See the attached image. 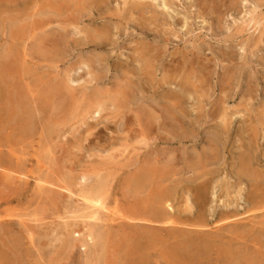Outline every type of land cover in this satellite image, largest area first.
<instances>
[{"label": "rangeland", "instance_id": "rangeland-1", "mask_svg": "<svg viewBox=\"0 0 264 264\" xmlns=\"http://www.w3.org/2000/svg\"><path fill=\"white\" fill-rule=\"evenodd\" d=\"M75 1L0 0V250L12 264H264V0Z\"/></svg>", "mask_w": 264, "mask_h": 264}, {"label": "bare ground", "instance_id": "bare-ground-1", "mask_svg": "<svg viewBox=\"0 0 264 264\" xmlns=\"http://www.w3.org/2000/svg\"><path fill=\"white\" fill-rule=\"evenodd\" d=\"M11 1H13V0H11ZM30 1H31V0H30ZM32 1H33V0H32ZM59 1H60V0H59ZM73 1H75V0H72V2H73ZM79 1H80V0H79ZM82 1H86V2H87V0H82ZM82 1H81V2H82ZM92 1L94 2V1H97V0H92ZM92 1H91V4H92ZM154 1H155V0H154ZM18 2H20V1H18ZM41 2H42V0H41ZM47 2H48V1H47ZM47 2H46V3H47ZM50 2H51V1H50ZM54 2H55V1H53V3H54ZM69 2H70V1H69ZM75 2H76V1H75ZM81 2H79V4H80ZM89 2H90V1H89ZM135 2H136V1H135ZM144 2H145V1H144ZM155 2H156V1H155ZM211 2H213V0H212ZM216 2H217V0H216ZM216 2H215V3H216ZM39 3H40V2H39ZM42 3H43V2H42ZM44 3H45V0H44ZM46 3H45V4H46ZM55 3H56V2H55ZM64 3H65V2H64ZM73 3H74V2H73ZM82 3H83V2H82ZM132 3H133V2H132ZM153 3H154V2H153ZM21 4H22V3H21ZM21 4H20V5H21ZM24 4H25V3H24ZM48 4H50V3H48ZM59 4H60V3H59ZM65 4H66V3H65ZM67 4L69 5V3H67ZM67 4H66V5H67ZM84 4H85V2H84ZM151 4H152V3H151ZM200 4H201V3H200ZM205 4H206V3H205ZM217 4H218V3H216V5H217ZM9 5H10V4H9ZM13 5H14V4H13ZM13 5H12V6H13ZM82 5H83V4H82ZM86 5H87V3H86ZM89 5H90V4H89ZM134 5H135V4H134ZM136 5H137V4H136ZM259 5H260V4H259ZM6 6H7V5H6ZM12 6H11V8H12ZM33 6H34V5H33ZM60 6H61V5H60ZM74 6H75V5H74ZM143 6H144V5H143ZM166 6H167V5H166ZM170 6H171V5H170ZM17 7H19V6H17ZM27 7H28V5H27ZM83 7H84V5H83ZM148 7H149V6H148ZM212 7H214V6L212 5ZM215 7H216V6H215ZM218 7H219V6H218ZM41 8H43V5H42ZM45 8H46V6H45ZM68 8H69V7H68ZM89 8H91V7L89 6ZM137 8H139V7H137ZM1 9H2V8H1ZM8 9H10V7H9ZM8 9H6V10H8ZM20 9H21V8H20ZM28 9L31 10L32 8H31V9L28 8ZM49 9H50V8H49ZM60 9H62V8H60ZM140 9H141V8H140ZM203 9H204V8L202 7V10H203ZM14 10H15V9H14ZM81 10H82V9H81ZM24 11H25V8H24ZM24 11H23V12H24ZM27 11H28V10H27ZM27 11H26V12H27ZM31 11H32V10H31ZM31 11H30V12H31ZM45 11H46V10H45ZM64 11H65V10H64ZM68 11H69V10H68ZM78 11H79V10H78ZM84 11H85V10H84ZM212 11H213V10H212ZM3 12H4V11H3ZM14 12H16V10H15ZM53 12H54V11H53ZM70 12H71V11H70ZM75 12H76V11H75ZM80 12H81V11H80ZM145 12H148V11H145ZM156 12L158 13V11H156ZM209 12H211V11H209ZM216 12H217V11H216ZM216 12H215V13H216ZM24 13H25V12H24ZM28 13H29V12H28ZM71 13H72V12H71ZM76 13H77V12H76ZM76 13H75V14H76ZM82 13L84 14V12H82ZM142 13H143V12H142ZM157 13H154V14L156 15ZM255 13H256V12H255ZM15 14H16V13H15ZM26 14H27V13H26ZM26 14H25V15H26ZM60 14H61V13H60ZM213 14H214V13H213ZM27 15H28V14H27ZM46 15H47V14H46ZM79 15H80V14H79ZM81 15H82V14H81ZM81 15H80V16H81ZM142 15H143V14H142ZM158 15H159V13H158ZM201 15H202V14H201ZM6 16H7V15H6ZM69 16H71V15H69ZM72 16H73V15H72ZM153 16H154V15H153ZM159 16H160V15H159ZM159 16H158V17H159ZM62 17H63V16H62ZM75 17L77 18V15H76ZM75 17H74V19H76ZM142 17H144V15H143ZM155 17H156V16H155ZM158 17H157V18H158ZM56 18H58V17H56ZM60 18H61V17H60ZM64 18H65V17H64ZM66 18H67V17H66ZM69 18H70V17H69ZM81 18H82V17H81ZM70 19H71V18H70ZM74 19H73V20H74ZM184 19H185V18H184ZM27 20H28V19H27ZM52 20H53V19H52ZM62 20H63V18H62ZM73 20H72V21H73ZM146 20H147V19H146ZM18 21H19V20H18ZM75 21H76V20H75ZM156 21H157V20H156ZM156 21H155V22H156ZM253 21H254V20H253ZM23 22H24V21H23ZM73 22H74V21H73ZM79 22H80V21H79ZM145 22H146V21H145ZM52 23H53V22H52ZM11 24H12V23H11ZM146 24H147V23H146ZM1 25H2V24H1ZM13 26H15V24H14ZM13 26H12V30H13ZM16 28H17V27H16ZM14 29H15V28H14ZM19 29H20V28H19ZM15 30L17 31L18 29H15ZM15 30H13V31H15ZM39 30H40V29H39ZM23 31H24V30H23ZM29 31H30V30H28V32H29ZM44 31H45V30H44ZM19 32H20V31H19ZM37 32H38V31H37ZM46 32H47V31H46ZM16 33H17V32H16ZM26 33H27V32H26ZM90 33H91V32H90ZM90 33H89V35L92 34V33H91V34H90ZM10 34H11V33H10ZM34 34H35V33H34ZM23 36H24V33H23ZM9 37H14V36H9ZM17 37H19V34H18ZM37 37H38V36H37ZM37 37H36V38H37ZM52 37H53V36H52ZM52 37H51V38H52ZM91 37H92V36H91ZM38 38H40V37H38ZM18 39H19V38H18ZM90 39H92V38H90ZM38 40H39V39H38ZM45 40H46V39H45ZM94 40H95V39H94ZM102 40H103V39H102ZM39 41H40V40H39ZM88 41H89V40H87V43H88ZM96 41H97V40H96ZM96 41H95V42H96ZM226 41H227V39H226ZM228 41H229V40H228ZM37 42H38V41H37ZM92 42H93V41H92ZM92 42H91L90 44H92ZM224 42H225V41H224ZM40 43H41V42H40ZM45 43H46V42H45ZM101 44H103V43H101ZM40 45H41V44H39V46H40ZM97 45H98V44H97ZM243 45H244V44H243ZM95 46H96V45H95ZM102 46H103V45H102ZM151 46H152V45H151ZM40 47L42 48V46H40ZM43 49H44V48H43ZM140 52H141V51H140ZM143 52H144V51H143ZM8 53H9V52H8ZM138 53H139V52H138ZM197 54H199V52H197ZM147 55H148V54H147ZM199 55H200V54H199ZM8 56L10 57V55H8ZM13 56H14V55H13ZM151 56H152V55H151ZM153 56H154V55H153ZM182 56H184V55H182ZM192 56H193V55H192ZM233 56H234V55H233ZM6 57H7V55H6ZM187 57H188V56H187ZM197 57H198V56H197ZM199 57H200V56H199ZM145 58H146V57H145ZM184 58H185V57H184ZM184 58H183V59H184ZM194 58H195V60L197 61V59H196L195 56L193 57V59H194ZM222 58H223V57H222ZM230 58H231V57H230ZM138 59H139V58H138ZM141 59H142V58H141ZM150 59H151V57L149 58V61H150ZM153 59H154V58H153ZM185 59L187 60V58H185ZM223 59H225V58H223ZM226 59H227V58H226ZM226 59H225V60H226ZM233 59H234V58H233ZM142 60H143V59H142ZM195 60H193V61L195 62ZM198 60H199V58H198ZM11 61H12V58H11ZM133 61H135V60H133ZM151 61H152V60H151ZM154 61H155V59H154ZM193 61L190 60L189 63H192ZM145 62H146V61H145ZM157 62H158V61H157ZM177 62H178V61H177ZM132 63H133V62H132ZM142 63H143V61H142ZM152 63H154V62H152ZM155 63H156V61H155ZM189 63H188V62H187V63H184V61H183L182 65H184V64L187 65V64H189ZM138 64H139V63H138ZM143 64H146V63H143ZM149 64H150V63H149ZM178 64H181V63H178ZM198 64H199V63H198ZM2 65H3V64H2ZM139 65H141V64H139ZM186 65H184V69H182L183 67L181 68L182 71H183L184 73H185V72L187 73V71H188L187 68H186L187 71L185 70V67H188V65H187V66H186ZM194 65H196V63H194ZM199 65H201V64H199ZM199 65H196V66H198V68H199ZM202 65H203V64H202ZM147 66H148V65H147ZM154 66H155V64H154ZM190 66H191V65H190ZM203 66H204V65H203ZM139 67H140V66H139ZM178 67H179V66H178ZM178 67H175V69H173V71L175 70V71H174L175 73H176V70H177L176 68H178ZM141 68H142V66H141ZM146 68H147V67H146ZM171 68H172V67H171ZM196 68H197V67H196ZM202 68H203V67H202ZM151 69H152V68H151ZM200 69H201V68H200ZM206 69H207V67H206ZM1 70H2V69H1ZM178 70H179V69H178ZM178 70H177V72H178ZM191 70H192V72H193V68H192ZM191 70H190V71H191ZM140 71H141V70H140ZM173 71H172V72H173ZM194 71H195V70H194ZM197 71H198V69H197ZM197 71H196V72H197ZM199 71L201 72V70H199ZM202 71H203V70H202ZM0 72H1V71H0ZM142 72H143V71H142ZM145 72H146V73H147V72L150 73L149 71H146V70H145ZM200 72H198V73H200ZM208 72H209V71H208ZM226 72H227V71H225V73H226ZM164 73H165V72H164ZM169 73H170V72H169ZM175 73H171V74H172V75L174 74V76H175V75H177V74H175ZM179 73H180V71H179ZM184 73H183V74H184ZM186 73H185V74H186ZM193 73H194V72H193ZM150 74H151V73H150ZM171 74H170V75H171ZM188 74H190V72L187 73V75H188ZM195 74H196V73H195ZM202 74H203V73H202ZM207 74H208V73H207ZM143 75H144V73H143ZM146 75H148V74H146ZM165 75H166V74H164V76H165ZM167 75H168V78H169V74H167ZM196 75H198V74H196ZM174 76H173V77H174ZM180 76H182V75H180ZM190 76H192V75L190 74ZM198 76H200V75H198ZM203 76H204V75H203ZM224 76H225V75H224ZM231 76H232V75H231ZM14 77H15V76H14ZM177 77H179V76H177ZM150 78H151V76H150ZM162 78H163V77H162ZM181 78H182V77H181ZM181 78L179 77V79L182 81ZM183 78H185V77H183ZM197 78H198V77H197ZM205 78H206V77H205ZM205 78H204V79H205ZM186 79H187V77H186ZM189 79L192 80V79H196V78L192 76V78L189 77ZM199 79H200V78H199ZM199 79H198V80H199ZM204 79H203V80H204ZM167 80L170 81V79H167ZM171 80H172V77H171ZM173 80H174V78H173ZM176 80H177V79H176ZM187 80H188V79H187ZM227 80H228V79H227ZM15 81H16V80H15ZM150 81H153V80L151 79ZM199 81H200V80H199ZM162 82H163V81H162ZM170 82H171V81H170ZM178 82H180V81H178ZM182 82H184V80H183ZM193 82H194V81H193ZM197 82H198V81H197ZM202 82H203V81H202ZM165 83H166V82H165ZM191 83H192V82H191ZM184 84H185V82H184ZM186 84H187V83H186ZM199 84H201V83H200V82L197 83V85H199ZM180 85H181V83H180ZM228 85H229V84H228ZM18 86H19V85H18ZM12 87H13V85H12ZM61 87H62V85H61ZM178 87H179V86H178ZM186 87H187V86H186ZM192 87H193V86H192ZM237 87H238V86H237ZM194 88H195V86L193 87V89H194ZM203 88H204V87H203ZM58 89H59V88H58ZM233 89H234V88H233ZM59 90H61V89H59ZM64 90H65V89H64ZM246 90H247V89H246ZM53 91H55V90H53ZM127 91H128V90H127ZM62 92L64 93V91H62ZM169 92H170V91H169ZM250 92H251V91H250ZM52 93H53V92H52ZM1 94H2V93H1ZM61 94H62V93H61ZM170 94H171V93H170ZM5 95H7V94H5ZM171 95H172V94H171ZM61 96H63V95H61ZM2 97H3V96H2ZM2 97H1V98H2ZM10 97H11V96H10ZM10 97H8V98H10ZM97 97H98V96H97ZM11 98H12V97H11ZM60 98H61V97H60ZM127 98H128V97H127ZM224 99H225V98H224ZM246 100H248V99H246ZM12 101H13V100H12ZM172 102H173V100H172ZM127 103H128V102H126V105L129 104V103H128V104H127ZM177 104H178V103H177ZM178 106H179V104H178ZM201 106H202V104H201ZM101 107H102V106H101ZM169 107H170V105H169ZM179 107H180V106H179ZM242 107H244V106H242ZM262 107H263V106H262ZM24 109H25V108H24ZM167 109H168V108H167ZM167 109H166V110H167ZM238 109H239V108H238ZM170 110H172V109L170 108ZM201 110H202V109H201ZM9 111H10V110H9ZM164 111H165V110H164ZM172 111H173V110H172ZM225 112H226V111H225ZM256 112H257V111H256ZM99 113H100V112H99ZM168 113H169V112H168ZM171 113H172V112H171ZM247 113H248V112H247ZM143 114H146V112L143 113ZM165 114H166V113H165ZM242 114H243V113H242ZM94 115H95V114H94ZM97 115H98V113L96 114V116H97ZM154 115H155V114H154ZM154 115H153V116H154ZM166 115H167V114H166ZM10 116H11V114H10ZM144 116H145V115H144ZM168 116H169V115H168ZM263 116H264V115H263ZM97 117H98V116H97ZM146 117H148L147 114H146ZM146 117H144V118L146 119ZM12 118H13V117H12ZM15 118H16V117H15ZM158 118H159V117H158ZM16 119H17V118H16ZM99 119H100V118H99ZM140 119H141V118H140ZM145 119H144V120H145ZM155 119H156V115H155L154 120H155ZM165 119H166V118H165ZM224 119H225V118H224ZM158 120H159V119H158ZM214 120H215V119H214ZM146 121H147V120H146ZM146 121H145V122H146ZM152 121H153V120H152ZM156 121H157V119L155 120V122H156ZM147 122H148V121H147ZM258 122H260V121H258ZM261 122H262V121H261ZM143 123H144V122H143ZM157 123H158V121H157ZM226 123H227V122H226ZM145 124H146V123H145ZM159 124H160V122H159ZM161 124H162V123H161ZM171 124H174V123H173V122H172V123H169V125L166 123V125H168V126H170ZM153 125H154V123H153ZM175 125H176V123H175ZM175 125H174V127H175ZM140 126H142V125H140ZM144 126H145V128H146V125H144ZM144 126H142V127H144ZM163 126H164V125H163ZM157 127H158V126H157ZM170 127H171V126H170ZM145 128H144V129H145ZM149 128L151 129V127H149ZM158 128H159V127H158ZM252 128H253V127H252ZM159 129H160V128H159ZM170 129L172 130L173 128H170ZM174 129H178V128H174ZM254 129H255V128H254ZM151 130H152V129H151ZM255 130H256V129H255ZM20 131H21V130H20ZM142 131H143V130H142ZM147 131H150V130L147 129ZM143 132H145V130H144ZM161 132H162V131H161ZM252 132H256V131H252ZM176 133H177V132H176ZM256 133H257V132H256ZM222 134H223V133H222ZM252 134H254V133H252ZM173 135H174V133H173ZM178 135H179V133H178L176 136H178ZM254 135H256V134H254ZM179 136H180V135H179ZM181 136H184V135H181ZM241 136H242V135H241ZM173 138H174V137H173ZM178 138H179V137H177V139H178ZM184 138H185V137H182L183 140H184ZM252 138H253V136H252ZM254 138H255V137H254ZM254 138H253V139H254ZM175 139H176V137H175ZM249 139H250V138H249ZM258 140H259V139H258ZM170 141H171V139H170ZM172 141H173V140H172ZM178 141H179V140H178ZM180 141H181V140H180ZM253 141H254V140H253ZM166 142H168V141H166ZM250 142H251V141H250ZM250 142H249V143H250ZM254 142H255V141H254ZM171 143H172V142H171ZM218 143H219V142H218ZM251 143H252V142H251ZM216 145H218V144L216 143ZM244 145H245V144H244ZM109 146H110V145H109ZM214 146H215V145H214ZM246 146H249V144H247ZM216 147H217V146H216ZM216 147H214V149H215ZM255 149H256V148H255ZM215 150H216V149H215ZM244 150H245V149H244ZM253 151H254V150H253ZM255 151L257 152V150H255ZM255 151H254V152H255ZM105 152H106V151H105ZM249 152H250V151H249ZM249 152H248V153H249ZM256 152H255V153H256ZM259 152H260V151H259ZM204 153H205V152H204ZM204 153H203V154H204ZM248 153H247V154H248ZM187 154H188V153H187ZM201 154H202V153H201ZM207 154H208V153H207ZM216 154H217V153H216ZM109 155H110V153H109ZM152 155H153V154H152ZM189 155H190V154H189ZM212 155H213V154H211V156H212ZM214 155H215V154H214ZM217 155H218V154H217ZM262 155H263V154H262ZM155 156H156V155H155ZM250 156H251V155H250ZM254 156H255V154H254ZM256 156H257V155H256ZM204 157H205V156H204ZM207 157H208V156H207ZM213 157H215V156H213ZM155 158H156V157H155ZM157 158H159V157H157ZM252 159H253V158H251V161H253ZM254 159H256V158L254 157ZM261 159H262V158H261ZM261 159H259V160H261ZM0 160H1V159H0ZM262 160H263V159H262ZM156 161H160V160H156ZM170 161H171V160H170ZM255 161H257V160H254L253 163H250V164L253 165L254 163H256ZM190 162H191V161H190ZM258 162H259V161H258ZM261 162H262V161H261ZM143 164H144V163H143ZM240 164H241V163H240ZM242 164H243V167H242V168H246V166H248L249 163H248L247 161H246V163H244L243 160H242ZM144 165H145V164H144ZM170 165H171V164H169V166H170ZM245 165H246V166H245ZM258 165H259V164H258ZM254 166L256 167L257 165L254 164ZM158 167H160V166H158ZM151 168H152V167H151ZM110 169H111V168H110ZM142 169H143V168H142ZM146 169H147V168H146ZM146 169H145V170H146ZM161 169H162V168H161ZM164 169H166V168H164ZM167 169H168V168H167ZM167 169H166V170H167ZM181 169H182V167H181ZM249 169H250V168H249ZM253 169H254V168H253ZM257 169H258V168H257ZM12 170H13V169H12ZM145 170H144V171H145ZM166 170H165V171H166ZM243 170H245V169H243ZM246 170H247V169H246ZM261 170H264V169H261V168H260V172H261ZM5 171H6V170H5ZM24 171H25V170H24ZM140 171H141V170H140ZM154 171H155V170H154ZM165 171L163 170V172H165ZM237 171L239 172L240 170H237ZM11 172H12V171H11ZM146 172H147V171H146ZM160 172H161V171H160ZM262 172H263V171H262ZM262 172H261V173H262ZM9 173H10V172H9ZM138 173H141V172L137 171V175H138ZM142 173H143V171H142ZM243 173H244V172H243ZM149 174H150V173H149ZM155 174H156V173H155ZM173 174H174V173H173ZM240 174H242V172H239V173H238L239 176H240ZM246 174H247V172H246ZM263 174H264V173H263ZM144 175H145V174H144ZM243 175H244V174H243ZM243 175H242V176H243ZM247 175H248V174H247ZM258 175H259V174H258ZM138 176H139V175H138ZM141 176H142V175H141ZM236 176H237V175H236ZM236 176H235V177H236ZM254 176L256 177V174H255ZM2 177H3V176H2ZM5 177H6V176H5ZM8 177H10V176H8ZM12 177H13V176H12ZM139 177H140V176H139ZM147 177H148V176H147ZM162 177H163V176H162ZM251 177L254 179L253 176H251ZM60 178H61V177H60ZM87 178H88V177H87ZM137 178H138V177H137ZM152 178H153V177H152ZM241 178H242V177H241ZM241 178H239V179H241ZM246 178H247V177H245V180H246ZM3 179H4V178H3ZM82 179H83V178H82ZM82 179H81V180H82ZM144 179H145V178H144ZM150 179H151V178H150ZM161 179H162V178H161ZM233 179H234V178H233ZM235 179H236V178H235ZM6 180H7V179H6ZM147 180H148V179H147ZM151 180H152V179H151ZM243 180H244V178H243ZM8 181H9V180H8ZM44 181H46V180H44ZM48 181H49V180H48ZM51 181H52V180H51ZM57 181H58V180H57ZM87 181H88V180H87ZM137 181H140V180H137ZM141 181H142V180H141ZM152 181H153V180H152ZM158 181H160V178H159ZM161 181H162V180H161ZM240 181H241V180H240ZM247 181H250V180L247 179ZM64 182H65V181H64ZM64 182H60V181H59V183H62V184H63ZM95 182H96V181H95ZM111 182H112V181H111ZM144 182H146V181H144ZM144 182H143V183H144ZM153 182H154V181H153ZM225 182H226V181H225ZM243 182H244V181H243ZM243 182H241L240 184H242ZM252 182H253V181H252ZM254 182H255V181H254ZM258 182H259V181H258ZM260 182H263V180H262V181L260 180ZM54 183H55V182H54ZM138 183H139V182H138ZM149 183H150V181H149ZM245 183L247 184L248 182H245ZM256 183H257V181H256ZM256 183H255V184H256ZM57 184H58V182H57ZM144 184H145V183H144ZM151 184H152V183H151ZM238 184H239V182H238ZM238 184H236V185H238ZM257 184H258V183H257ZM261 184H262V183H261ZM47 185H48V184H47ZM53 185H54V184H53ZM80 185H81V184H80ZM138 185H139V184H137V186H138ZM154 185H156V183H154ZM201 185H202V184H201ZM247 185H248V184H247ZM250 185H251V187L253 186V184H251V181H250ZM250 185H249V186H250ZM54 186H55V185H54ZM56 186H57V185H56ZM143 186H144V185H143ZM143 186L141 185V186L139 187L138 190H140L141 187H143ZM146 186H147V185H146ZM156 186H157V185H156ZM156 186H155V187H156ZM224 186H225V185H224ZM228 186H229V185H228ZM239 186H240V185H239ZM258 186H260V185H258ZM258 186H257V187H258ZM262 186H263V185H262ZM46 187H47V186H46ZM124 187H125V186H124ZM134 187H136V186H134ZM244 187H245V186H244ZM3 188H4V186H3ZM51 188H52V187H51ZM51 188H50V189H51ZM213 188H214V187H213ZM232 188H233V187H232ZM4 189H5V188H4ZM144 189H145V188H144ZM159 189H160V188H158V190H159ZM226 189H227V188H226ZM238 189H239V188H238ZM247 189H248V186H247ZM258 189H259V187H258ZM55 190H56V189H55ZM89 190H91V189H89ZM127 190H128V189H127ZM153 190H156V189H153ZM229 190H230V189H229ZM232 190H234V189H232ZM248 190H249V189H248ZM255 190H256V189H255ZM255 190L252 189V191H255ZM3 191H4V190H3ZM46 191H47V190H46ZM57 191H58V190H57ZM57 191H56V192H57ZM136 191H137V190H136ZM140 191H141V190H140ZM160 191H161V190H160ZM160 191H158V192H160ZM202 191H203V190H202ZM225 191H226V190H225ZM235 191H237V190H235ZM9 192H10V191H9ZM9 192H8V193H9ZM44 192H45V191H44ZM50 192H51V191H50ZM65 192H66V191H65ZM84 192H86V191H84ZM90 192H91V191H90ZM90 192H89V193H90ZM94 192H95V191H94ZM162 192H163V190H162ZM238 192H239V190H238ZM250 192H251V190H250ZM250 192H249V194H250ZM256 192H258V191H256ZM260 192H261V191H260ZM263 192H264V191H263ZM4 193H5V192H4ZM15 193H16V192H15ZM42 193H43V192L41 191V194H42ZM98 193H99V192H98ZM154 193H155V192H154ZM236 193H237V192H236ZM236 193H235V195H236ZM244 193H245V192H244ZM254 193H255V192H254ZM5 194H6V193H5ZM44 194H45V193H44ZM47 194H48V193H47ZM49 194H50V193H49ZM64 194H65V193H64ZM152 194H153V193H152ZM228 194H229V193H228ZM1 195H4V194L1 193ZM50 195H51V194H50ZM60 195H61V194H60ZM72 195H74V194H72ZM79 195H80V194H79ZM88 195H89V194H88ZM154 195H155V194H154ZM197 195H198V193H197ZM199 195H200V193H199ZM240 195H241V193H240ZM240 195H239V196H240ZM4 196H5V195H4ZM52 196H53V195H52ZM61 196H62V195H61ZM61 196H60V197H61ZM81 196H82V194H81ZM97 196H98V195H97ZM99 196H100V194H99ZM168 196H169V195H168ZM213 196H214V195H213ZM239 196H238V197H239ZM250 196H251V195H250ZM253 196H255V195H253ZM256 196L258 197V195H256ZM39 197H40V196H39ZM46 197H48V196H46ZM49 197H50V196H49ZM49 197H48V198H49ZM54 197H55V196H54ZM63 197H64V196H63ZM69 197L71 198V196H69ZM92 197H93V196H92ZM152 197H153V195H152ZM157 197H159V199H160V196H157ZM200 197H201V196H200ZM224 197H226V196H224ZM1 198H2V197H1ZM251 198H252V197H251ZM2 199H3V198H2ZM239 199H240V198H239ZM261 199H262V197H261ZM4 200H5V199H4ZM59 200H60V199H59ZM82 200H83V199H82ZM231 200H232V199H231ZM251 200H252V199H251ZM254 200H256V199L253 198V202H254ZM55 201H56V200H55ZM55 201H54V202H55ZM57 201H58V199H57ZM83 201H84V200H83ZM218 201H219V200H218ZM226 201H227V200H226ZM248 201H249V200H248ZM262 201H264V200L262 199ZM59 202H60V201H59ZM62 202L64 203V201H62ZM67 202H68V200H67ZM72 202H73V201H72ZM72 202H71V203H72ZM87 202H88V204L93 205L95 201L93 202L92 200L89 199V201L87 200ZM188 202H189V201H188ZM212 202H213V200H212ZM245 202H246V201H245ZM251 202H252V201H251ZM251 202H250V204H251ZM253 202H252V203H253ZM257 202H258V201H257ZM52 203H53V202H52ZM60 203H61V202H60ZM83 203H84V202H83ZM83 203H82V205H84ZM237 203H238V202H237ZM254 203H255V202H254ZM258 203L260 204V203H263V202H258ZM5 204H6V203H5ZM53 204H55V203H53ZM64 204H65V203H64ZM78 204H79V203H78ZM88 204H87V205H88ZM95 204H96V203H95ZM233 204H234V203H233ZM235 204H236V202H235ZM159 205H160V204H159ZM52 206H53V205H52ZM62 206L65 207V205H63V204H62ZM67 206H68V205H67ZM67 206H66V207H67ZM69 206H70V205H69ZM78 206H79V205H78ZM78 206H76V207H78ZM95 206H96V205H95ZM251 206H252V204H251ZM255 206H257V204H256ZM55 207H58V206H55ZM64 207H63V208H64ZM73 207H74V206H73ZM73 207L71 208V206H70V207H69V210H70V209H73ZM85 207H86V206H85ZM85 207H84V208H85ZM223 207H224V206H223ZM232 207H233V206H232ZM253 207H254V206H252L251 208H253ZM0 208H1V207H0ZM63 208H62V209H63ZM79 208H80V207H79ZM79 208H78V209H79ZM86 208H87V207H86ZM86 208H85V209H86ZM90 208H92V206H91ZM97 208H98V207H97ZM154 208H155V207H154ZM59 209H60V208H59ZM82 209H83V208H82ZM92 209H93V208H92ZM159 209H160V208H159ZM233 209H234V208H233ZM255 209H256V207H255ZM60 210H61V209H60ZM86 210H88V209H86ZM224 210H225V209H224ZM234 210H235V209H234ZM72 211H73V210H72ZM84 211H85V210H84ZM89 211H90V210H88V212H89ZM160 211H162V210H160ZM262 211H263V210H262ZM158 212H159V211H158ZM158 212H156V213H158ZM211 212H212V211H211ZM74 213H75V212H74ZM165 213H166V212H165ZM82 214H83V213H82ZM126 214H127V213H126ZM160 214H163V212H161ZM71 215H72V214H71ZM83 215H84V214H83ZM91 215H92V213H91ZM153 215H154V214H153ZM80 216H81V215H80ZM161 216H162V215H161ZM161 216H159V217H161ZM0 217H1V216H0ZM4 217H5V216H4ZM88 217H90V216H88ZM153 217H154V216H153ZM157 217H158V216H157ZM224 217H225V216H224ZM80 218H81V217H80ZM86 218H87V217H86ZM91 218H92V217H91ZM162 218H163V217H162ZM254 218H255V217H254ZM83 219H84V218H83ZM87 219H88V218H87ZM197 219H198V218H197ZM199 219H200V218H199ZM225 219H226V218H225ZM239 219H240V218H239ZM96 220H97V219H96ZM139 220H140V219H139ZM165 220H166V219H165ZM223 220H224V219H223ZM90 221H91V219H90ZM141 221H142V220H141ZM201 221H202V220H201ZM225 221H227V220H225ZM61 222H62V221H61ZM147 222H148V220H147ZM223 222H224V221H223ZM223 222H222V224H224ZM231 222H232V221H231ZM175 223H176V222H175ZM227 223H228V222H227ZM42 224H43V223H42ZM63 224H64V223H63ZM68 224H69V223H68ZM219 224H220V223H219ZM22 225H23V224H22ZM85 225H87V224H85ZM93 225H94V224H93ZM95 225H96V224H95ZM148 225H150V224H148ZM59 226H60V225H59ZM87 226H88V225H87ZM3 227H4V226H3ZM24 227H25V226H24ZM60 227H61V226H60ZM60 227H59V229H58L59 231L61 230ZM62 227H63V225H62ZM104 227H106V226H104ZM233 227H234V226H233ZM31 228H32V226H31ZM64 228H65V227H64ZM64 228H63V229H64ZM83 228H84V227H83ZM101 228H102V227H101ZM237 228H238V226H237ZM54 229H55V228H54ZM54 229H51V230L53 231ZM63 229H62V230H63ZM250 229H251V228H250ZM35 230H36V229H35ZM138 230H139V229H138ZM235 230H236V227H235ZM10 231H11V230H10ZM32 231H34V230H32ZM30 232H31V231H30ZM35 232H36V231H35ZM50 232H51V231H50ZM181 232H182V231H181ZM0 233H1V232H0ZM4 233H5V232H4ZM55 233H56V232H55ZM72 233H73V232H72ZM83 233H84V232H83ZM94 233H95V232H94ZM126 233H127V232H126ZM169 233H170V232H169ZM31 234H32V233H31ZM31 234H30V235H31ZM36 234H37V233H36ZM40 234L42 235L43 232H42V233L40 232ZM74 234H75V233H74ZM90 234H91V233H90ZM92 234H93V233H92ZM92 234H91V235H92ZM182 234H183V233H182ZM256 234H257V233H256ZM43 235H44V234H43ZM43 235H42V236H43ZM61 235H62V234H61ZM78 235H79V233H78ZM88 235H89V234H88ZM173 235H174V234H173ZM2 236H3V235H2ZM2 236H1V237H2ZM31 236H32V235H31ZM82 236H83V235H82ZM89 236H90V235H89ZM3 237H4V236H3ZM7 237H8V236H7ZM32 237H33V236H32ZM39 237H41V236H39ZM79 237H80V236H79ZM90 237H91V236H90ZM29 238H30V237H29ZM70 238H71V237H70ZM72 238H73V237H72ZM80 238H81V237H80ZM91 238H92V237H91ZM91 238H90V239H91ZM143 238H144V237H143ZM2 239H3V238H2ZM4 239H5V238H4ZM8 239H10V238H8ZM32 239H33V238H32ZM42 239H43V237H42ZM75 239H76V238H75ZM128 239H129V238H128ZM154 239H155V238H154ZM29 240H30V239H29ZM29 240H28V242H29ZM82 240H83V239H82ZM9 241H10V240H9ZM74 241H76V240H74ZM88 241H89V239H88ZM112 241H113V240H112ZM119 241H120V240H119ZM12 242H13V241H12ZM14 242H16V241H14ZM31 242H32V241H31ZM71 242H72V241H71ZM77 242H78V241H77ZM81 242H82V241H81ZM81 242H80V243H81ZM91 242H92V241H91ZM184 242H185V241H184ZM2 243H3V242H2ZM32 243H33V242H32ZM40 243H41V242H40ZM83 243L85 244V242H82V244H83ZM86 243H87V242H86ZM224 243H225V242H224ZM7 244H8V243H7ZM13 244H14V243H13ZM68 244H69V243L64 244V245L66 246V245H68ZM94 244H95V243H94ZM134 244H135V243H134ZM181 244H182V243H181ZM221 244H222V243H221ZM46 245H47V244H46ZM64 245H63V246H64ZM71 245H72V244H71ZM80 245H81V244H80ZM111 245H112V244H111ZM159 245H160V244H159ZM241 245H242V244H241ZM241 245H240V246H241ZM8 246H9V245H8ZM13 246H15V245H13ZM18 246H19V245H18ZM22 246H23V245H22ZM22 246H21V247H22ZM83 246H85V245H83ZM78 247H79V246H78ZM86 247H88V246H86ZM223 247H224V246H223ZM5 248H6V247H5ZM5 248H3V251H4ZM15 248H16V247H15ZM30 248H31V247H30ZM36 248H37V247H36ZM84 248H85V247H84ZM171 248H172V247H171ZM7 249L9 250V248H7ZM19 249H21V248H19ZM80 249H82V248H80ZM85 249H86V248H85ZM87 249H88V248H87ZM87 249H86V250H87ZM109 249H110V248H109ZM168 249H169V248H168ZM5 250H6V249H5ZM37 250H38V249H37ZM170 250H171V249H170ZM172 251H173V250H172ZM186 251H187V250H186ZM8 252H9V251H8ZM8 252H7V253H8ZM11 252H12V249H11L10 253H11ZM13 252L15 253V256H16V254H17L16 251H13ZM140 252H141V251H140ZM190 252H191V251H190ZM220 252H221V251H220ZM174 253H175V252H174ZM8 254H9V253H8ZM226 254H228V253H226ZM17 256H18V255H17ZM19 256H20V255H19ZM133 256H134V254H133ZM223 258H226V257H223ZM11 259H12V258H11ZM117 260H118V259H117ZM10 261H11V260L8 259V257L6 256V254H4V253L0 250V264H8V263H10ZM224 262H225V261H224ZM18 263H19V262H17V264H18ZM95 263H97V262H95ZM10 264H12V263H10ZM13 264H15V263H13ZM19 264H20V263H19ZM22 264H23V262H22Z\"/></svg>", "mask_w": 264, "mask_h": 264}]
</instances>
